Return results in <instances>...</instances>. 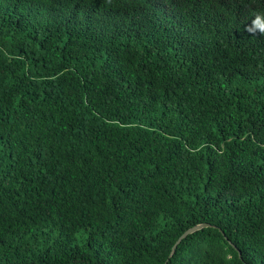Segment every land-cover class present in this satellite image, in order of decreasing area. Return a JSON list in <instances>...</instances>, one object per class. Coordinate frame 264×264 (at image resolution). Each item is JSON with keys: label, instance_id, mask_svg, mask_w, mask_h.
<instances>
[{"label": "trees", "instance_id": "obj_1", "mask_svg": "<svg viewBox=\"0 0 264 264\" xmlns=\"http://www.w3.org/2000/svg\"><path fill=\"white\" fill-rule=\"evenodd\" d=\"M0 264H264V0H0Z\"/></svg>", "mask_w": 264, "mask_h": 264}, {"label": "water", "instance_id": "obj_2", "mask_svg": "<svg viewBox=\"0 0 264 264\" xmlns=\"http://www.w3.org/2000/svg\"><path fill=\"white\" fill-rule=\"evenodd\" d=\"M208 225H209V224H207V223H203V224H198V225H195V226H193V227L187 229V230H186L184 233H182V234L179 236V238L176 240L175 244L173 245V247H172V249H171V253H170V254L174 253V251H175L177 245L180 243V241H181L182 239H184V238H185L186 236H188L189 234H191V233H193V232H195V231H197V230H199V229H201V228H203V227H206V226H208ZM238 253H239V256H240V252H238Z\"/></svg>", "mask_w": 264, "mask_h": 264}]
</instances>
